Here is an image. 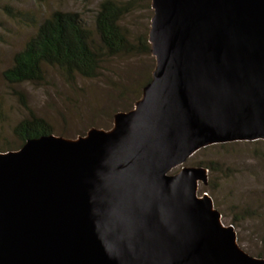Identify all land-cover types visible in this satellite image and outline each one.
Segmentation results:
<instances>
[{"label":"water","instance_id":"obj_1","mask_svg":"<svg viewBox=\"0 0 264 264\" xmlns=\"http://www.w3.org/2000/svg\"><path fill=\"white\" fill-rule=\"evenodd\" d=\"M150 9L154 67L130 111L107 131L0 153V264H264L196 196L206 169L181 167L264 141V0Z\"/></svg>","mask_w":264,"mask_h":264},{"label":"rangeland","instance_id":"obj_2","mask_svg":"<svg viewBox=\"0 0 264 264\" xmlns=\"http://www.w3.org/2000/svg\"><path fill=\"white\" fill-rule=\"evenodd\" d=\"M101 1L0 0V150L17 148L19 142L12 130L27 115L14 93L22 95L27 108L52 128L54 136L65 139L82 137L91 128L109 130L113 116L130 111L139 99L154 67L150 52L104 58L93 79L76 76L69 82L54 68H45L43 81L35 85L9 87L1 78L12 56L35 31V25L10 19L4 8L33 16L36 23L53 11L75 12L92 30L93 16ZM116 1L127 8L120 25L128 40L132 44L140 39L147 41L152 16L150 0ZM181 167L213 169L206 170V184L197 185L196 196L205 194L210 198L221 225L233 229L241 250L264 259V141L206 147Z\"/></svg>","mask_w":264,"mask_h":264},{"label":"trees","instance_id":"obj_3","mask_svg":"<svg viewBox=\"0 0 264 264\" xmlns=\"http://www.w3.org/2000/svg\"><path fill=\"white\" fill-rule=\"evenodd\" d=\"M4 9L10 19L35 25L34 34L12 56L11 65L1 73L2 80L9 87L41 83L45 68L57 69L69 82L76 76L93 79L97 76L104 58L149 53L146 39H140L136 44L128 40L120 25L127 8L116 0H102L98 4L93 16L92 30L75 12L53 11L36 23L33 16L9 8ZM149 81L150 79L145 85ZM14 95L20 97L27 115L12 130L19 142L17 148L0 150V153L18 150L26 140L53 135L52 128L27 108L22 95ZM205 169L213 170L211 167Z\"/></svg>","mask_w":264,"mask_h":264}]
</instances>
